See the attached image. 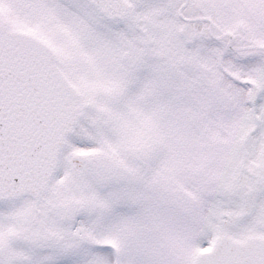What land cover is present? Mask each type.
Segmentation results:
<instances>
[{"label":"snow or ice","instance_id":"snow-or-ice-1","mask_svg":"<svg viewBox=\"0 0 264 264\" xmlns=\"http://www.w3.org/2000/svg\"><path fill=\"white\" fill-rule=\"evenodd\" d=\"M0 264H264V0H0Z\"/></svg>","mask_w":264,"mask_h":264}]
</instances>
